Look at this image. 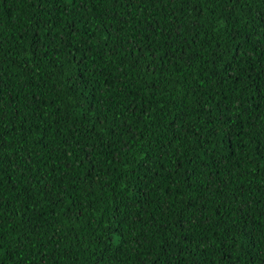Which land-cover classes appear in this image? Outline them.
Returning a JSON list of instances; mask_svg holds the SVG:
<instances>
[{
    "label": "trees",
    "instance_id": "16d2710c",
    "mask_svg": "<svg viewBox=\"0 0 264 264\" xmlns=\"http://www.w3.org/2000/svg\"><path fill=\"white\" fill-rule=\"evenodd\" d=\"M0 264H264V0H0Z\"/></svg>",
    "mask_w": 264,
    "mask_h": 264
}]
</instances>
